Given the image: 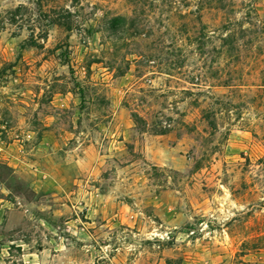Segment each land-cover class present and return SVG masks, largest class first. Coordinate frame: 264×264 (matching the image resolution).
<instances>
[{"label":"rangeland","instance_id":"obj_1","mask_svg":"<svg viewBox=\"0 0 264 264\" xmlns=\"http://www.w3.org/2000/svg\"><path fill=\"white\" fill-rule=\"evenodd\" d=\"M0 264H264V0H0Z\"/></svg>","mask_w":264,"mask_h":264}]
</instances>
